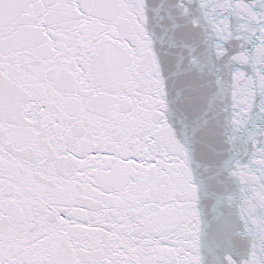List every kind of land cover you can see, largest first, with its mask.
Wrapping results in <instances>:
<instances>
[{
    "label": "snow or ice",
    "instance_id": "snow-or-ice-1",
    "mask_svg": "<svg viewBox=\"0 0 264 264\" xmlns=\"http://www.w3.org/2000/svg\"><path fill=\"white\" fill-rule=\"evenodd\" d=\"M0 264H264V0H0Z\"/></svg>",
    "mask_w": 264,
    "mask_h": 264
}]
</instances>
